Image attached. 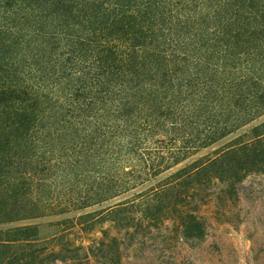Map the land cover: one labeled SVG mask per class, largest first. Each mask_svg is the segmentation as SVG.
<instances>
[{
	"label": "trees",
	"instance_id": "16d2710c",
	"mask_svg": "<svg viewBox=\"0 0 264 264\" xmlns=\"http://www.w3.org/2000/svg\"><path fill=\"white\" fill-rule=\"evenodd\" d=\"M254 174L264 0H0V264H82L98 215L203 239Z\"/></svg>",
	"mask_w": 264,
	"mask_h": 264
},
{
	"label": "rangeland",
	"instance_id": "374dc122",
	"mask_svg": "<svg viewBox=\"0 0 264 264\" xmlns=\"http://www.w3.org/2000/svg\"><path fill=\"white\" fill-rule=\"evenodd\" d=\"M199 212L205 225L200 240L184 238L176 221L119 235V221L98 215L100 223L91 237L93 255L82 264H264V174L249 176L235 190L225 188L206 197ZM49 233L45 227L42 234ZM121 243L124 249L117 251Z\"/></svg>",
	"mask_w": 264,
	"mask_h": 264
}]
</instances>
